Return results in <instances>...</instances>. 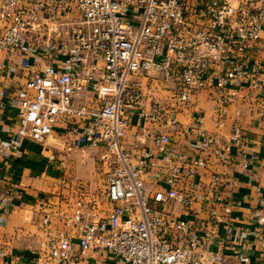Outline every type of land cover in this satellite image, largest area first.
<instances>
[{
	"label": "built area",
	"instance_id": "2783aa9c",
	"mask_svg": "<svg viewBox=\"0 0 264 264\" xmlns=\"http://www.w3.org/2000/svg\"><path fill=\"white\" fill-rule=\"evenodd\" d=\"M9 50L21 52L22 68L33 74L26 87L36 91L19 104L16 136L45 143L58 125L70 128L75 120L81 130L78 143L97 150L105 168L102 199H78L73 211L63 214L69 230H57L39 243L38 264H227L222 253L207 259L214 229L197 216L178 217L175 209L190 216L192 205L205 201L204 193L179 187L207 161L174 152L162 133L153 136L156 154L135 155L124 143L130 125L124 113L162 120L158 109L144 115L141 92L131 85L133 76L154 70L173 86L172 115L198 92L213 88L215 118L222 125L238 88L248 84L256 89L261 83L264 0H0V51ZM255 52L261 64L253 62ZM53 56L65 57L62 69L51 62L38 72L39 64ZM214 68L220 73L213 77ZM88 94L94 98L91 107L81 102ZM5 98L3 93L0 120ZM197 123L201 147L213 146L203 118ZM243 144L236 126L231 143L215 149V155L227 162L232 146ZM20 147L14 139L1 140L0 158L5 161ZM148 179L161 187L153 195L147 191ZM220 181L213 176V185ZM209 193L212 203L220 199L216 191ZM211 213L216 224L221 221L215 210ZM50 224L45 216L42 225ZM224 240L233 241L232 234ZM234 243L244 246L242 238ZM235 255L249 262L240 249Z\"/></svg>",
	"mask_w": 264,
	"mask_h": 264
},
{
	"label": "crops",
	"instance_id": "0c3cea01",
	"mask_svg": "<svg viewBox=\"0 0 264 264\" xmlns=\"http://www.w3.org/2000/svg\"><path fill=\"white\" fill-rule=\"evenodd\" d=\"M53 57V61L48 58L47 62L40 63L37 71H42L51 62L62 69L65 57ZM22 60V54L17 50L0 51V100L2 94L6 93L5 109L0 120V141L14 139L21 144L16 154L5 159L6 165L4 159L0 158V264H38L37 250L42 238H48L57 230H69L63 214L72 212L78 199L91 202L99 196L102 199L104 193L102 191L100 195L93 191V181L97 178L95 165L96 161L102 163L101 155L94 159L93 152L86 150L84 153H90L91 156L84 159L79 154L81 151L75 150L69 158L72 155L79 158L78 162L73 163L77 169L75 177L86 182L90 191H71L73 184L67 178L68 172H62V166L67 165L66 157L59 154L58 158L54 156L66 143L60 140L48 143L55 134L60 133L68 138L71 127L58 125L45 143L16 136L19 104L36 95L35 90L26 87L33 74L22 68ZM252 60L261 64V54L255 52ZM261 70L258 88L253 89L248 84L238 88L237 96L229 105L222 125H218L215 118L213 88L198 92L186 108L172 115L169 103L173 86L164 83L157 71L152 70L131 78L132 87L141 92L144 115L148 117L158 109L162 120L151 122L140 116L139 112L125 111L130 124L124 139L126 148L135 155L147 150L156 154L153 136L162 133L169 136L170 147L174 152L190 159L207 161L206 167L199 169L194 179L185 180L179 187L180 191L204 193L205 201L194 203L190 216L179 212L178 206L175 209L178 217L197 216L201 222L214 229L215 244L210 247L208 260L213 253H222L227 264H264V247L261 245L264 223H259L264 217V111L261 110L264 103V64H261ZM211 72L214 77L220 73V69L214 68ZM81 102L91 107L94 98L88 94ZM200 117L203 118V129L215 141L208 148L201 147L197 123ZM170 119H174L176 123L170 125ZM236 126L242 130L244 144L233 145L229 160L221 162L215 155V149L224 148L231 143ZM97 153L100 154L98 151ZM62 159L65 163H61ZM215 175L221 179L217 185L212 183ZM146 186L150 195L161 189L153 179H148ZM163 189L168 187L163 184ZM209 191H216L220 199L212 203ZM211 210H215L216 216L221 220L217 224ZM45 216H50L51 219L47 228L42 227L41 223ZM227 233L233 236V241L229 243L224 240ZM241 238L244 246L239 248L234 239ZM237 249L249 258L248 263L236 257ZM41 264L57 262L51 260ZM80 264H92V260Z\"/></svg>",
	"mask_w": 264,
	"mask_h": 264
},
{
	"label": "rangeland",
	"instance_id": "374dc122",
	"mask_svg": "<svg viewBox=\"0 0 264 264\" xmlns=\"http://www.w3.org/2000/svg\"><path fill=\"white\" fill-rule=\"evenodd\" d=\"M63 124H61L62 127ZM71 130H70V136L68 138H65L62 136V134H55L53 135L49 141L51 143H54L55 140L59 142V140L61 142H65L66 146H64L63 148L61 147V150L57 153H54V156L56 158H58V154L59 156H65L66 157V161H67V165L66 166H62V172H68L67 174V178L69 179L70 183L73 184V190L71 191H90L89 188L86 187V182L82 181V180H77L75 177L76 171L77 169L75 168V164L79 161L78 157H74V155L71 156V158H69V155L73 154L75 150H80L81 156L85 157L87 156H91L90 153H84V151L86 150L87 152L92 151L93 155L92 158L95 159V157H98L97 151L95 149H92L90 146L84 144V143H78V141L81 140V130H80V124L77 123V121H72L70 124ZM48 143L46 145H48ZM68 143V144H67ZM49 146V145H48ZM69 148H71V150H68ZM61 163H65V160L62 159ZM72 163V164H71ZM95 170L97 173V178L96 180L93 181L94 184V190L93 191H97V193L95 194H100L102 191L105 190L106 187V181H105V168L103 166L102 163H100V161H96V165H95ZM75 182V183H74ZM88 186L90 185V183L87 184ZM101 195V194H100ZM42 223V222H41ZM42 227L45 228L44 225H42ZM46 237V236H45ZM46 239V238H44ZM42 238V240H44Z\"/></svg>",
	"mask_w": 264,
	"mask_h": 264
}]
</instances>
